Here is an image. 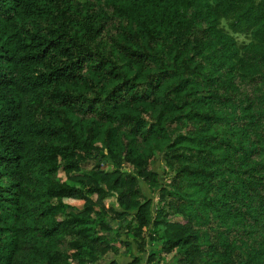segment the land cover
<instances>
[{
  "label": "trees",
  "instance_id": "16d2710c",
  "mask_svg": "<svg viewBox=\"0 0 264 264\" xmlns=\"http://www.w3.org/2000/svg\"><path fill=\"white\" fill-rule=\"evenodd\" d=\"M115 256L264 264V0H0V264Z\"/></svg>",
  "mask_w": 264,
  "mask_h": 264
},
{
  "label": "rangeland",
  "instance_id": "374dc122",
  "mask_svg": "<svg viewBox=\"0 0 264 264\" xmlns=\"http://www.w3.org/2000/svg\"><path fill=\"white\" fill-rule=\"evenodd\" d=\"M69 201L70 202H75V201H72V200H69ZM171 255H173V254H171ZM110 256H112V255H109V257ZM115 257L121 262V264H125L126 262H128V258H126V257H120V256H115ZM146 258H147V256H145L143 264H148L147 261H146ZM100 264H105L104 260H102Z\"/></svg>",
  "mask_w": 264,
  "mask_h": 264
}]
</instances>
